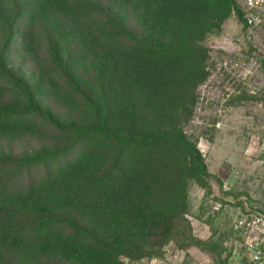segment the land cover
<instances>
[{
	"label": "rangeland",
	"instance_id": "rangeland-1",
	"mask_svg": "<svg viewBox=\"0 0 264 264\" xmlns=\"http://www.w3.org/2000/svg\"><path fill=\"white\" fill-rule=\"evenodd\" d=\"M220 2L159 0L142 5L138 18L126 10L129 24L148 28L153 39L192 38L200 46L201 67L190 70L196 78L177 88L169 73L157 74L156 89L130 81L114 71V55L78 47L74 85L47 52L30 59L32 45L13 41L9 60L24 64L34 85L29 91L0 81V107L11 110L9 120L0 118V156L70 144L52 162L50 188L28 206L0 209L6 221L7 214L41 217L36 232L52 231L47 240L22 243L32 257L45 253L59 264H247L232 221L247 211L264 213V26L248 30L242 0L219 11ZM111 131L142 141L125 150L115 171L76 190L84 176L111 166L117 150L104 139ZM77 227L98 235L103 248L71 237Z\"/></svg>",
	"mask_w": 264,
	"mask_h": 264
},
{
	"label": "trees",
	"instance_id": "trees-1",
	"mask_svg": "<svg viewBox=\"0 0 264 264\" xmlns=\"http://www.w3.org/2000/svg\"><path fill=\"white\" fill-rule=\"evenodd\" d=\"M153 1L159 3V0H0V81L20 85L29 91L34 85L33 81H28L25 77L27 67L24 64L14 65L9 60L10 46L15 41L22 48L32 45L33 50L28 53L30 59L47 52L52 66L74 85L76 82L71 74L72 55L73 49L77 47L83 53L93 51L102 55H114V61H119L114 64V71L117 72L118 69L122 77L141 82L140 85L152 87L157 80V74L162 73L175 76L174 81L173 77L169 80L170 83L174 82V88L190 83L196 78L195 73L190 70H198L201 67L198 63L200 60L195 57L200 53V46L192 38L169 42L153 39L148 28L138 30L128 22L126 10L138 18L137 14L142 10V5H152ZM201 1L209 3L212 0ZM213 1L225 4H218L219 11L227 9L226 5L230 2ZM134 54L138 56L135 63L132 62ZM181 59H186L184 68L179 65ZM193 59L197 62L196 65L190 63ZM161 62L165 66L162 67ZM157 63L161 65L160 69L156 67ZM186 68L188 71L184 74L183 70ZM158 95L152 98L156 104L162 99L157 98ZM9 111L11 110L0 107V118L9 120ZM79 134L80 131L76 136ZM119 134V131H111L104 138L117 150L111 166L100 174L84 176L79 180L76 190L85 184L98 182L115 171L125 150L142 141L137 136ZM69 145L45 146L21 154L8 153L0 156V209L8 212L9 208L19 209L24 204L28 206L29 202L33 203L35 197H39L38 192L50 188L52 162L56 165L55 160L65 155ZM65 193L66 190L63 195ZM7 216L9 219L6 221L5 217L0 215V264H59L51 257L48 258L45 253H42L38 260L21 247L22 243L36 244L49 238L52 233L49 228L37 229L36 232L35 228L44 224L41 217L25 219L24 215L19 214L10 220L11 215ZM70 236L79 237L86 243L93 240L90 242L92 246L103 248L101 238L84 228L77 227V232Z\"/></svg>",
	"mask_w": 264,
	"mask_h": 264
},
{
	"label": "built area",
	"instance_id": "built-area-1",
	"mask_svg": "<svg viewBox=\"0 0 264 264\" xmlns=\"http://www.w3.org/2000/svg\"><path fill=\"white\" fill-rule=\"evenodd\" d=\"M243 17L250 32L264 26V0H242ZM232 228L249 252L247 264H264V213L247 211L233 218Z\"/></svg>",
	"mask_w": 264,
	"mask_h": 264
}]
</instances>
